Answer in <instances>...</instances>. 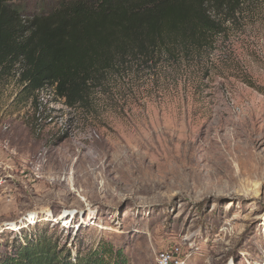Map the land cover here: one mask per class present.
Masks as SVG:
<instances>
[{
    "label": "rangeland",
    "instance_id": "rangeland-1",
    "mask_svg": "<svg viewBox=\"0 0 264 264\" xmlns=\"http://www.w3.org/2000/svg\"><path fill=\"white\" fill-rule=\"evenodd\" d=\"M7 1L30 17L60 0ZM218 19L198 55L133 60L88 108L0 75V254L48 231L129 264L170 245L190 264H264V0Z\"/></svg>",
    "mask_w": 264,
    "mask_h": 264
},
{
    "label": "trees",
    "instance_id": "trees-1",
    "mask_svg": "<svg viewBox=\"0 0 264 264\" xmlns=\"http://www.w3.org/2000/svg\"><path fill=\"white\" fill-rule=\"evenodd\" d=\"M247 1L60 0L26 17L0 0V75L15 69L29 99L49 89L69 109L88 108L106 76L133 60L198 55L219 31L218 18ZM5 249L0 264H129L124 248L109 241L68 247L48 231Z\"/></svg>",
    "mask_w": 264,
    "mask_h": 264
},
{
    "label": "built area",
    "instance_id": "built-area-1",
    "mask_svg": "<svg viewBox=\"0 0 264 264\" xmlns=\"http://www.w3.org/2000/svg\"><path fill=\"white\" fill-rule=\"evenodd\" d=\"M154 264H190V261L180 246L170 245L155 254Z\"/></svg>",
    "mask_w": 264,
    "mask_h": 264
}]
</instances>
